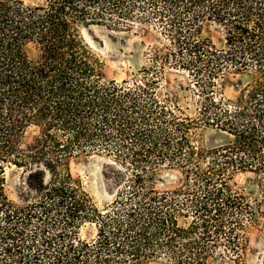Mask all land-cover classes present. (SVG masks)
<instances>
[{"label":"trees","instance_id":"1","mask_svg":"<svg viewBox=\"0 0 264 264\" xmlns=\"http://www.w3.org/2000/svg\"><path fill=\"white\" fill-rule=\"evenodd\" d=\"M135 22L160 36L131 79L105 80L86 31L100 41L97 29ZM166 69L187 74L191 95L162 86ZM76 153L109 160V198L73 177ZM7 166L26 169L21 203L4 192ZM168 169L182 182L160 187ZM238 173L257 175V195ZM263 216L264 0H0V264H258Z\"/></svg>","mask_w":264,"mask_h":264},{"label":"rangeland","instance_id":"2","mask_svg":"<svg viewBox=\"0 0 264 264\" xmlns=\"http://www.w3.org/2000/svg\"><path fill=\"white\" fill-rule=\"evenodd\" d=\"M97 41L87 31L86 37L92 46L102 52L106 59V69L104 71L105 80L115 79L122 81L124 79H131L132 72L136 65H141L143 54L147 47L153 44L159 32L155 27L148 23L135 22L131 29L123 31L110 32L106 30L97 29ZM203 34L210 37L217 47L225 45L224 29L213 21H206L204 23ZM160 40L167 42L164 36ZM160 78L162 86L167 87L173 93H177L181 97L191 95L188 90L189 79L187 74L183 71L166 69ZM248 81L246 76H238V78L228 77L221 86V92L228 98H237L239 91L244 83ZM38 127L31 126L28 128L24 137V146L28 144L38 134ZM109 160L101 155H86L75 154L70 161V170L73 177L82 181L92 191V193L99 199L109 198L106 192V176L105 171L108 169ZM164 182L160 183V187H173L182 182V175L178 170H165ZM6 184L4 192L6 196L16 203L22 202L23 190L26 187V169L6 167ZM235 187L244 190L250 195L258 194L259 178L253 173H238L233 180ZM24 187V189H23ZM85 235H87L85 233ZM250 255L251 260L264 264V216L261 217L258 225L252 226L250 229ZM150 264H166L164 260L153 261ZM210 264H235V261L220 256L210 260Z\"/></svg>","mask_w":264,"mask_h":264}]
</instances>
